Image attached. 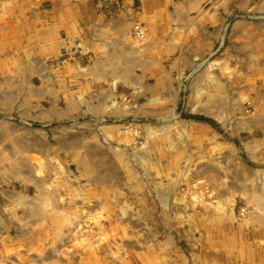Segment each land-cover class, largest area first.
Returning a JSON list of instances; mask_svg holds the SVG:
<instances>
[{
    "label": "rangeland",
    "instance_id": "374dc122",
    "mask_svg": "<svg viewBox=\"0 0 264 264\" xmlns=\"http://www.w3.org/2000/svg\"><path fill=\"white\" fill-rule=\"evenodd\" d=\"M22 1L0 0V264H264V0H96L71 29Z\"/></svg>",
    "mask_w": 264,
    "mask_h": 264
},
{
    "label": "crops",
    "instance_id": "0c3cea01",
    "mask_svg": "<svg viewBox=\"0 0 264 264\" xmlns=\"http://www.w3.org/2000/svg\"><path fill=\"white\" fill-rule=\"evenodd\" d=\"M121 1V0H120ZM129 9V5L134 2V0H122ZM171 0H141V7L147 16L155 15L159 9H163L165 3H169ZM189 2H186L188 4ZM41 4L43 6L40 11L41 15L47 19V24L59 23L57 25L63 24V27L69 21L70 16L75 17L79 22H86L94 17H104L103 12L97 10L96 0H42ZM128 10L115 15L112 18L114 23L122 24L124 22L123 16L128 14ZM70 15V16H69ZM70 23V22H69ZM68 26L69 29L72 27V22ZM67 26V27H68ZM66 30V28H64Z\"/></svg>",
    "mask_w": 264,
    "mask_h": 264
},
{
    "label": "bare ground",
    "instance_id": "6f19581e",
    "mask_svg": "<svg viewBox=\"0 0 264 264\" xmlns=\"http://www.w3.org/2000/svg\"><path fill=\"white\" fill-rule=\"evenodd\" d=\"M15 1H16V0H15ZM19 1H22V0H19ZM30 1H31V0H30ZM26 2H27V1H26ZM18 3H19V2H18ZM18 3H17V6H18ZM22 3H23V1H22ZM98 3H99V2H98ZM132 4H133V3H132ZM13 6H14V5H13ZM133 6H134V5H133ZM18 7L20 8L21 6H18ZM18 7L15 8V9H19ZM135 7H136V6H135ZM11 8H13V7H10V9H11ZM21 8H22V7H21ZM24 8H25V7H24ZM126 8H127V7H126ZM136 8H137V7H136ZM122 9H123V8H122ZM11 10H14V8L11 9ZM11 10H10V11H11ZM21 10H22V9H21ZM21 10H19L18 13H16V14L20 15V14H21ZM25 10H26V9H25ZM104 10H105V9H104ZM114 10H115V9H114ZM14 11H15V10H14ZM27 11H28V10H27ZM131 11H132V8H131ZM131 11H129V12H131ZM105 13H106V12H105ZM135 13H136V12H135ZM14 14H15V13H14ZM23 14L25 15V12H24ZM23 14H21V15L23 16ZM4 15H5V14H4ZM26 15H27V14H26ZM32 15H33V14H32ZM118 15H119V14H118ZM120 15H121V14H120ZM136 15H137V14H136ZM34 16H35V15H34ZM116 16H117V15H116ZM9 17H10V16H9ZM112 17H113V16H112ZM128 17H129V16H128ZM2 18H3V17H2ZM129 18H130V17H129ZM14 20H15V19H14ZM16 20H17V18H16ZM16 20H15V21H16ZM18 20H19V19H18ZM24 20H25V19H24ZM8 21H9V20H8ZM25 21H26V20H25ZM30 21H31V20H30ZM1 22H2V21H1ZM3 22L6 23V21H4V20H3ZM3 22H2V23H3ZM19 22H20V21H19ZM130 22H131V21H130ZM7 23H8V22H7ZM107 23H108V22H107ZM128 23H129V22H128V20H127V24H128ZM3 24H4V23H3ZM12 24H13V23H12ZM18 24L21 26L20 23H18ZM127 24H126V25H127ZM129 24H130V23H129ZM6 25H8V24H6ZM6 25H5V27H6ZM9 25H10V23H9ZM105 25H107V24L105 23ZM143 26H144V25H143ZM1 27H2V26H1ZM9 27H11V25H10ZM18 27H19V26H18ZM91 27H92V26H91ZM111 27H112V26H111ZM3 28H4V27H3ZM7 28H8V27H6V29H7ZM143 28H144V27H143ZM10 29H12V27H11ZM132 29H133V28H132ZM144 29H145V28H144ZM134 33H135V32H134ZM96 34H97V33H96ZM128 35H129V34H128ZM113 36H114V35H113ZM90 38H91V37H90ZM6 40H7V39H6ZM6 40H5V43H6ZM71 40H73V39H71ZM3 41H4V40H3ZM3 41H1V42H3ZM69 41H70V40H69ZM5 43H4V44H5ZM17 43H18V42H17ZM2 44H3V43H2ZM24 44H25V43H24ZM78 45H79V44H78ZM29 46H30V45H29ZM30 47H31V46H30ZM30 47H29V48H30ZM89 48H90V47H89ZM27 49H28V48H27ZM82 50H83V49H82ZM84 51H85V50H84ZM96 51H97V50H96ZM100 51H101V50H100ZM103 52H104V51H103ZM99 53H100V52H99ZM36 57H37V55H36ZM90 58H91V57H90ZM39 59H40V58H39ZM258 217H259V216H258ZM165 235H166V234H165ZM163 236H164V235H163ZM176 249H177V248H176ZM178 249H179V248H178ZM188 249H189V248H188ZM192 249H193V248H192ZM194 249H195V248H194ZM174 250H175V249H174ZM189 250H190V249H189ZM195 251H197V250H195ZM192 253H193V252H192ZM192 253H191V254H192ZM189 254H190V253H189ZM189 256H190V255H189ZM189 256H188V257H189ZM191 256H192V255H191ZM194 257H195V256H194ZM196 257H197V256H196ZM191 260H192V259H191ZM196 260H198V259H196ZM195 264H196V263H195ZM197 264H198V263H197Z\"/></svg>",
    "mask_w": 264,
    "mask_h": 264
}]
</instances>
